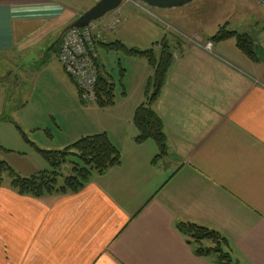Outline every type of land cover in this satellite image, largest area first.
Returning <instances> with one entry per match:
<instances>
[{
    "label": "crops",
    "instance_id": "0c3cea01",
    "mask_svg": "<svg viewBox=\"0 0 264 264\" xmlns=\"http://www.w3.org/2000/svg\"><path fill=\"white\" fill-rule=\"evenodd\" d=\"M75 1L0 0V135L10 122L29 143L25 177L49 169L38 149L63 150L96 134L109 136L121 162L73 193L37 198L4 181L0 264H218L197 254L180 222L219 232L238 264H264V9L233 29V21H204L187 32L154 20L166 9L124 0L104 17L116 25L103 34L99 69L115 103L100 107L81 102L59 60V41L84 14ZM221 28L247 36L254 58L235 36L212 41ZM166 37L174 62L154 104L168 142L158 157L154 140L136 141L134 122L153 70L145 57L109 45L159 52Z\"/></svg>",
    "mask_w": 264,
    "mask_h": 264
},
{
    "label": "trees",
    "instance_id": "16d2710c",
    "mask_svg": "<svg viewBox=\"0 0 264 264\" xmlns=\"http://www.w3.org/2000/svg\"><path fill=\"white\" fill-rule=\"evenodd\" d=\"M233 36L237 37L239 48L247 56L254 58L255 52L251 41L245 35L221 28L211 40L221 41ZM172 41L173 38L166 37L158 43L159 52L156 49L146 51L131 49L120 42L109 45L114 50L145 57L153 70L146 86L145 100L137 108L134 122L139 130L136 141L142 143L154 140L159 148L158 157L167 154L168 142L163 120L155 110L154 104L162 93L174 62ZM60 44L61 40L58 45ZM98 97L97 105L100 107H108L115 103L114 85L101 74L98 81ZM38 151L48 162L49 169L25 177L18 174L8 162L0 160V185L4 182V176L8 174L12 177L11 187L21 195L42 198L73 193L85 187L94 174L104 173L121 162L119 149L104 133L85 136L63 150L38 149ZM177 227L186 235L188 243L195 248L198 255L212 256L218 264H238L229 251L228 240L219 232L191 222H180ZM207 242L213 245L208 246Z\"/></svg>",
    "mask_w": 264,
    "mask_h": 264
},
{
    "label": "rangeland",
    "instance_id": "374dc122",
    "mask_svg": "<svg viewBox=\"0 0 264 264\" xmlns=\"http://www.w3.org/2000/svg\"><path fill=\"white\" fill-rule=\"evenodd\" d=\"M99 1L100 0H76V3H74V5L76 6V8L83 6V13H85L93 8ZM262 1L264 0H193L182 6L165 8L166 10H161L162 13L159 17L160 20L156 18L154 20L157 23L164 21L165 23H160L164 27L167 26L166 23H174L182 27L184 26V30H186L187 32H191L201 23H204V21H209V24L211 26H214L221 21H233L232 25H228L229 29H233L237 21H254L255 19H257V17L259 16V11L261 9H264ZM150 8L156 12L159 11L158 8ZM170 32L174 35H177L176 38H178V36H181L178 31L172 28H170ZM202 34L207 36L208 33L207 31H204L202 32ZM112 55H114L115 57V54ZM112 70L117 81L118 92L120 91L119 68L117 65L113 64ZM1 74L2 70L0 69V75ZM16 92L18 93V97L22 98V89ZM18 117L19 115L15 116L14 120L22 126L21 116L20 119ZM7 127V131L0 135V144L4 145L7 148H11L13 151H5L4 149L0 148V159L8 161V163L14 168V170L22 176L23 172H25L23 171V165L26 162H34L31 161L28 150L27 154L22 153V150H25L29 147V143L23 139L22 133L19 131L16 125L8 122ZM37 159H40V161L44 163L43 165L49 168L48 163L43 158ZM4 181L5 183H11L12 177L6 174L4 176Z\"/></svg>",
    "mask_w": 264,
    "mask_h": 264
},
{
    "label": "built area",
    "instance_id": "2783aa9c",
    "mask_svg": "<svg viewBox=\"0 0 264 264\" xmlns=\"http://www.w3.org/2000/svg\"><path fill=\"white\" fill-rule=\"evenodd\" d=\"M115 25L116 22L109 25L102 18L85 28L69 29L62 37L59 60L66 74L75 81L79 97L86 105L98 103L99 45L104 32ZM206 47L211 48L212 43L208 42Z\"/></svg>",
    "mask_w": 264,
    "mask_h": 264
},
{
    "label": "water",
    "instance_id": "95a60500",
    "mask_svg": "<svg viewBox=\"0 0 264 264\" xmlns=\"http://www.w3.org/2000/svg\"><path fill=\"white\" fill-rule=\"evenodd\" d=\"M154 8H172L182 6L193 0H136ZM124 0H100L93 8L82 14L71 26L72 28H85L92 21L99 20L108 13L118 9Z\"/></svg>",
    "mask_w": 264,
    "mask_h": 264
}]
</instances>
